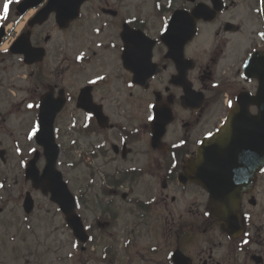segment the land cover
<instances>
[{"label":"flooded vegetation","instance_id":"obj_1","mask_svg":"<svg viewBox=\"0 0 264 264\" xmlns=\"http://www.w3.org/2000/svg\"><path fill=\"white\" fill-rule=\"evenodd\" d=\"M131 1L84 0L68 20L65 0H0V167L7 169L0 178L8 201L23 208L31 194L37 207L42 194L26 170L36 154L38 166L46 163L36 137L44 130L65 167L76 152L107 172L113 193L99 224L119 195L128 215H143L127 235L93 247L101 264H264L263 0H137L136 8L151 4L138 13ZM197 8L207 18L196 22ZM148 180L160 192L150 194ZM141 227L165 228L167 251L157 244L139 256Z\"/></svg>","mask_w":264,"mask_h":264},{"label":"rangeland","instance_id":"obj_2","mask_svg":"<svg viewBox=\"0 0 264 264\" xmlns=\"http://www.w3.org/2000/svg\"><path fill=\"white\" fill-rule=\"evenodd\" d=\"M134 1L137 0L131 1V13L147 12L151 9L149 3L145 8L141 4L140 8H136L134 6L138 4ZM72 130L73 128L68 129V138L70 136L72 138V134H74ZM68 160L70 162L65 167V161L61 157L58 168L63 172L71 190L79 199V215L83 218L92 237L91 244L87 245V252L80 255V245L66 225L64 216L49 200L43 196H36V210L27 217L23 211L22 203L19 207L14 202L8 201L13 200L12 194L9 192V186L6 187L7 184L0 178V209H4V212L0 214V264H101L99 262V252L94 251L93 247L101 250L97 246L104 247L107 245L109 243L108 237L112 233L118 237L127 235L125 232H129V230L131 232L134 220H139L136 217L139 214L138 211L130 212L131 215H128L129 212L123 207V200L119 195L117 200H119L120 205H117L115 209L112 207V211L108 212L104 222L99 224L97 219L101 218L102 213L104 214L102 209L106 206V203L110 204V197L113 193L109 188L108 174L107 172L100 173L95 170L94 165L85 158L82 159L79 153H69ZM44 165L45 162L39 164L40 167ZM96 166L100 167L101 164L97 163ZM12 167L15 168V164H12ZM0 170L7 171V169H1V167ZM18 181L20 182V179ZM147 186L150 194L154 195L158 191L160 192V183L155 184L154 181L148 180ZM19 188L20 186H17V190ZM134 192L137 193L133 197H138L141 194L139 189ZM150 194L148 196L146 193L142 198H148L149 200L151 198ZM170 194L173 193L170 191ZM176 206L183 208V200L180 201V205ZM171 209L173 210V205L169 206V210ZM107 210L108 207H106ZM165 212L168 211L157 212V215L153 218L154 222L161 221L162 217L166 219L167 213ZM257 214L264 219L263 211L260 210ZM141 216L143 215L139 214V217ZM152 229L153 231L151 228L142 229L141 227V241L138 242V250L141 251L139 256H146L147 253L152 252L153 247L157 244L163 245L164 253L167 251L165 248L170 246L169 241L172 238H168L167 241L165 237L160 236V231L165 230V228L158 229L155 227ZM100 236H103L101 243L94 244ZM198 242L197 239L196 245H198ZM132 254H137L136 249L133 250ZM149 257L154 256L149 255ZM158 257L161 258L164 255ZM123 259L120 258L118 264H125ZM148 262L150 263V261Z\"/></svg>","mask_w":264,"mask_h":264},{"label":"water","instance_id":"obj_3","mask_svg":"<svg viewBox=\"0 0 264 264\" xmlns=\"http://www.w3.org/2000/svg\"><path fill=\"white\" fill-rule=\"evenodd\" d=\"M84 0H65V3L71 7L69 12L71 16L68 20L75 18L78 15L80 6ZM263 11H264V0H263ZM214 14V12H212ZM209 13L203 12L202 9L194 11L191 17H195V20L200 18H207ZM211 18V17H208ZM193 28V27H192ZM28 57V53H26ZM242 106V105H241ZM240 106V107H241ZM259 164H264V115L259 116ZM37 140L44 147L47 164L41 175L36 167L38 156L36 155L27 169V180L32 181L35 190H40L45 196H50L52 203L58 205L61 212L66 218L68 227L72 230L74 237L81 243L86 244L89 241V235L85 229L82 218L77 213V203L74 195L69 189L68 184L64 181L63 175L57 170L56 165L59 157V147L55 143L54 135L47 131L41 130L37 133ZM205 147L202 149L204 153ZM232 154L236 155L240 152H235V149H231ZM221 155V152H219ZM222 201V199H220ZM235 202L238 203V197L235 198ZM222 204V203H220ZM35 208V203L29 194L25 201L24 210L27 215H30Z\"/></svg>","mask_w":264,"mask_h":264},{"label":"snow or ice","instance_id":"obj_4","mask_svg":"<svg viewBox=\"0 0 264 264\" xmlns=\"http://www.w3.org/2000/svg\"><path fill=\"white\" fill-rule=\"evenodd\" d=\"M7 10H8V3L6 2L4 11L7 12ZM29 107H32V105H29Z\"/></svg>","mask_w":264,"mask_h":264}]
</instances>
